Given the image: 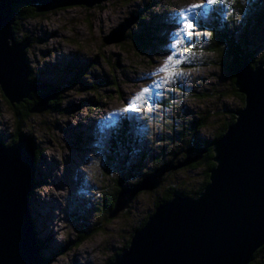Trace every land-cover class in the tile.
<instances>
[{
    "label": "rangeland",
    "instance_id": "obj_1",
    "mask_svg": "<svg viewBox=\"0 0 264 264\" xmlns=\"http://www.w3.org/2000/svg\"><path fill=\"white\" fill-rule=\"evenodd\" d=\"M196 4L203 6L187 11ZM182 14L195 29L189 37L181 36L184 44L173 50ZM126 19L132 22L127 32L149 29L146 39L151 46L143 49L127 38L104 44L103 38L123 28ZM20 22L18 38H32L26 49L30 76L40 81L37 84H53L52 90L60 96L59 111L32 114L21 127L40 154L29 210L42 242L41 253L52 258L49 264H109L167 188L192 193L201 185L205 169L189 166L166 174L156 190L138 193L112 219L105 221L100 212L102 201L118 184L143 180L161 162L171 160L173 151L180 152L194 132L201 141L211 140L243 107L231 89L228 46L217 40L227 34L230 43L233 39L238 43V56L263 57L264 0H218L212 6L206 0H104L92 9H57ZM212 40L222 47L220 54L211 52ZM174 51H180L175 58L182 63L176 67L174 81L164 83L158 69ZM82 64L87 68L82 69ZM143 88L150 89L147 101L125 113ZM124 119L138 140L130 154L109 141L110 131L118 129L119 134ZM196 120L208 125H194ZM15 128L11 107L0 92L4 144L12 141ZM80 133L85 142L77 147L72 141ZM177 156L176 161L182 153ZM252 264H264V251Z\"/></svg>",
    "mask_w": 264,
    "mask_h": 264
},
{
    "label": "water",
    "instance_id": "obj_2",
    "mask_svg": "<svg viewBox=\"0 0 264 264\" xmlns=\"http://www.w3.org/2000/svg\"><path fill=\"white\" fill-rule=\"evenodd\" d=\"M103 1L0 0V91L10 106L32 100V93L46 88L29 79L26 49L31 36L16 41L13 26L18 13L13 6L45 14L76 6L92 9ZM131 25L126 19L124 27L112 30L103 42L121 43ZM233 75L244 106L233 112L234 122L212 143L214 167L208 171V184L196 197L173 193L109 264H250L264 246V62L253 68L246 61ZM52 91L30 113L49 110L47 104L57 94ZM205 153L200 150L198 156L180 163L174 162V156L133 188L123 189L109 219L127 209L138 193L156 190L166 174L189 167ZM35 160L29 138L19 135L9 146L0 139V264L52 260L41 253L28 206L36 185Z\"/></svg>",
    "mask_w": 264,
    "mask_h": 264
},
{
    "label": "trees",
    "instance_id": "obj_3",
    "mask_svg": "<svg viewBox=\"0 0 264 264\" xmlns=\"http://www.w3.org/2000/svg\"><path fill=\"white\" fill-rule=\"evenodd\" d=\"M13 9L15 12L18 13V16L16 17L15 24L13 26V35L16 38V41L19 42V40H22L23 38H26L27 36L25 35V36H23V38H20V39L18 38V36H17L18 30H19L17 27L18 23L20 21H25L27 19H33V18L40 17L43 14H38L35 12L34 9H31V8L24 6V5H15V6H13ZM139 17H140V15H139ZM140 22L143 23L144 21L142 19H140L139 23ZM144 31H145V33H143ZM149 32H150L149 29L145 30V28H142L141 31H139L138 33L127 32L124 35V38H127L129 40L132 39L133 43H136L137 46L145 49L146 47H144V45H150V46L152 45V41L149 42V39H146V36H149L148 35ZM216 37H219V36H216ZM226 37H227V34H222L220 36L221 39L217 40V41H222L221 42L222 44H225L228 46V48H226L225 52L228 56V59L231 61V66H230L229 70H230V75H231L230 80H231V87H232L231 89L233 91L232 93L239 98V100L241 102V106H244V97L242 95L236 93L235 88H234L233 71L235 70L236 67L243 65L247 60L251 61V66L254 68L260 62H264V56L261 58H256L255 56H253L251 54L244 55V56H241V55L238 56V47H236V45L238 43L235 42L234 39L230 43ZM217 41L216 40L211 41L210 49L212 50L211 52L216 53V54H220L223 51V49H222V47H220V45H219V43H217ZM231 44H235L234 48H232ZM138 50L140 53H142L141 52L142 50H140L139 48H138ZM80 66L82 69H84L83 67L86 66V64H82ZM81 68H79V69L81 70ZM86 68H87V66H86ZM86 72H88V70H86ZM29 79H30V81L35 82V83L40 82L37 79L33 80L31 76L29 77ZM36 81H38V82H36ZM106 82H107V78L102 79V83H103L102 85H105ZM109 83H114V82L111 80ZM115 86H118L117 83L113 84V87H115ZM54 87L55 86H53V84L49 83V84H47V87L44 90H39L37 92L32 93L31 94L32 100H25L23 103H21L19 105L10 106L11 110L13 112V116L15 118L16 128H15V135L12 138V141L10 143L5 144L6 146H9V145L16 143V141L18 140V136L22 135L21 127H23V125L29 120L30 115H32V113H30L31 109L41 101V98L44 94L49 93V91H51ZM58 98H60V96L57 93L56 98L54 100H51L48 102V106L50 107V110H52V111L58 110L59 111V106L57 103ZM4 101H6L5 98H4ZM91 102H92V104H94V103L98 104L97 100H92ZM7 104L9 105L8 102H7ZM234 120H235V117H234V115H232L231 118L226 123L224 122V124L221 126V128L216 131L214 137L211 138V140H204V141L199 140L197 137L198 134L196 132L193 133L194 135H192L191 138L188 137V140L183 144V147L180 149L181 151L188 149L189 150L188 154L182 153V158H180L178 161H180V160L182 161L184 159V157L194 158V157L198 156L200 150H206V153L203 154L202 158L198 162L190 165L193 168H195V166H196V167H203L205 169L203 181H202L201 185L196 190H194L192 193L184 192L183 190L178 191L177 189L167 188L165 190L163 196L159 200L156 201L154 208H153L154 210L156 209V207L160 206L161 204H164V203H167L168 201H170L173 193H175V192H180L182 195L196 197L201 191L204 190V188L208 184V171L214 167V164L212 162V157H213L212 143L223 136L228 125L232 124L234 122ZM123 121H124L123 122L124 124L120 123V126L122 129L120 130L119 134L117 133L118 129H112L110 131V133H109L110 140L109 141L113 142V144L116 143V145H118V146H123L122 148H124L126 150V153L130 154L133 150L132 147H134V142H138V140L136 138V133L131 134L129 132V128H130V126H128L129 120L124 119ZM138 124H140V123L138 122ZM193 124L194 125H201L202 127L203 126L206 127L208 125L206 121H199V120L194 121ZM75 138L76 139H74L72 141V143L77 147L82 143V141L85 142V139L84 140L82 139L81 133L77 134ZM195 142H197L198 144L196 143L197 144L196 145ZM33 145H34V143H33ZM83 145H84V143H83ZM125 145L127 147H125ZM135 145H137V143ZM180 152H178V151L174 152L173 151L170 156L173 158L174 156H176L177 153H180ZM35 153H36V160H35V163H36L38 156L40 155L38 153L36 147H35ZM127 155H125V157H124L125 160H126ZM164 163L165 162H161L158 166L153 168L152 171L154 169L158 168L159 166L163 165ZM134 169H135V167H134ZM152 171L150 173H152ZM150 173L145 174L144 177H146ZM140 181L141 180L136 181L135 183L129 184L127 186L122 185L121 183L118 184V187L112 190V194L108 198H105L102 201V203H103L102 208L103 209L100 212L103 213V216L105 217V221L109 219V216L115 207L116 199H117L118 195L122 192V190L133 188ZM151 214L152 213H150L143 221H141L137 226H135L132 229V232L130 233L129 238H127V240L124 243L123 247L121 248L120 252L122 250H125L128 247L131 236L133 235V232L137 229L142 228L145 225V223L147 222L148 218L151 216ZM93 230H95L97 232V231H100L101 228L96 227V228H93ZM84 235H86V234H84ZM82 238H83V236L81 237V240H82ZM38 241L41 245L42 242L39 239H38ZM66 243H69V242L66 241ZM262 251H264V246L254 254V259H253L252 263H254V261H256L259 258ZM252 263H250V264H252Z\"/></svg>",
    "mask_w": 264,
    "mask_h": 264
},
{
    "label": "snow or ice",
    "instance_id": "obj_4",
    "mask_svg": "<svg viewBox=\"0 0 264 264\" xmlns=\"http://www.w3.org/2000/svg\"><path fill=\"white\" fill-rule=\"evenodd\" d=\"M207 4L209 6L215 5L218 0H206ZM203 5L196 4L192 5L190 9L187 11L194 12L197 8L202 7ZM177 23L180 25L179 29L177 30L175 34V38L172 42V49L177 50L180 45L184 44V40L180 39L181 36L187 38L189 37L194 29L195 25L193 22H191L185 15H181V19L177 21ZM183 51H187V49H183ZM180 55V51H174L173 54L168 55L166 58V61L164 65H162L158 69V73H163L164 75V83H168L170 81H174V77L176 75V67L182 63L181 60L176 59L175 57ZM155 87H158V85H154ZM150 95V89L149 88H143L140 90L138 94H136L132 100L129 102V106H126L124 108V112L133 111L134 108L139 107L142 102H146L148 97ZM115 115H120L119 113Z\"/></svg>",
    "mask_w": 264,
    "mask_h": 264
},
{
    "label": "bare ground",
    "instance_id": "obj_5",
    "mask_svg": "<svg viewBox=\"0 0 264 264\" xmlns=\"http://www.w3.org/2000/svg\"><path fill=\"white\" fill-rule=\"evenodd\" d=\"M65 9V8H64ZM38 14H41V13H38ZM31 41H32V38H30V43H29V45H28V48L30 47V45H31ZM105 44V43H104ZM105 45H107V44H105ZM108 45H110V44H108ZM26 99H24L22 102H24ZM41 100H42V98H41ZM21 102V103H22ZM41 102V101H40ZM48 105V104H47ZM50 110V109H49ZM49 110H47V111H49ZM197 143V142H196ZM181 153V152H180ZM176 157H178L177 156V154H176V156L174 157V162L175 163H180L181 161H176ZM157 169V168H156ZM34 202V201H33ZM28 206H29V204H28ZM34 217V216H33ZM39 217H42V216H39ZM36 234V233H35ZM36 237L38 238V236H37V234H36ZM39 243V242H38ZM40 245V244H39ZM40 247H41V245H40ZM42 249V248H41ZM42 251V250H41ZM50 263V262H49Z\"/></svg>",
    "mask_w": 264,
    "mask_h": 264
}]
</instances>
